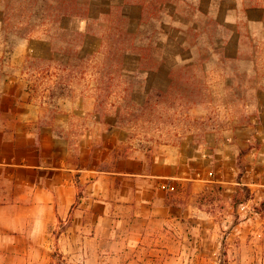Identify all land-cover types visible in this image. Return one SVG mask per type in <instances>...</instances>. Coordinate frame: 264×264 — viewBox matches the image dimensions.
Wrapping results in <instances>:
<instances>
[{"label":"crops","instance_id":"1","mask_svg":"<svg viewBox=\"0 0 264 264\" xmlns=\"http://www.w3.org/2000/svg\"><path fill=\"white\" fill-rule=\"evenodd\" d=\"M130 93L208 96L139 144ZM55 254L264 264V0H0V264Z\"/></svg>","mask_w":264,"mask_h":264},{"label":"rangeland","instance_id":"2","mask_svg":"<svg viewBox=\"0 0 264 264\" xmlns=\"http://www.w3.org/2000/svg\"><path fill=\"white\" fill-rule=\"evenodd\" d=\"M200 51L208 54L211 52V47L203 45L200 47ZM134 81H132V85H135L138 80ZM207 96L200 93H163L155 95L130 93L124 95L123 115L129 125L131 139L135 143L146 144L151 141H159L162 138L165 139V136L169 133L183 129L186 113L188 112L184 106L185 100L197 102ZM202 123L198 120L194 121L195 127L202 125ZM51 264L68 263L55 254Z\"/></svg>","mask_w":264,"mask_h":264}]
</instances>
